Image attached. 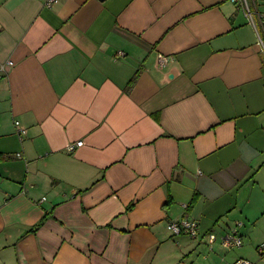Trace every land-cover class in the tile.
<instances>
[{
	"label": "crops",
	"instance_id": "obj_1",
	"mask_svg": "<svg viewBox=\"0 0 264 264\" xmlns=\"http://www.w3.org/2000/svg\"><path fill=\"white\" fill-rule=\"evenodd\" d=\"M47 3L0 0V63H12L0 80V264H264L255 13L232 0ZM185 220L198 238L168 230ZM236 229L241 247H220Z\"/></svg>",
	"mask_w": 264,
	"mask_h": 264
},
{
	"label": "built area",
	"instance_id": "obj_2",
	"mask_svg": "<svg viewBox=\"0 0 264 264\" xmlns=\"http://www.w3.org/2000/svg\"><path fill=\"white\" fill-rule=\"evenodd\" d=\"M54 0H48L47 5H49L51 2ZM232 2L236 3L238 7H240L246 17L251 20L252 15L255 13L260 28L256 30V36H257V42L258 46L262 49L264 52V11L263 12H258L255 10V12H251L250 8L247 6L246 0H232ZM167 57L165 56H160L158 59V65L159 67H162L163 65L166 64ZM12 63L10 61L0 63V80H2L5 75H6V69L7 67H10ZM16 133L21 136L22 134H25V130L22 129L19 126V123L15 122L14 123ZM82 145L81 141L73 142L67 145L66 151L67 153H72L75 148L79 147ZM17 157H21L20 154L16 155ZM168 230L173 234V235H179L181 233H185L186 235L196 238L197 233H198V224L194 220H185L181 221L178 223H170L168 225ZM216 240V237L214 235H209L208 237V242L209 244H212ZM240 244L239 238L236 234V231L233 230L231 233L225 235L224 237L221 238V245L223 249H233L235 247H238ZM259 252H262V248H259ZM233 264H251L249 261L243 260V259H237L236 261L233 262Z\"/></svg>",
	"mask_w": 264,
	"mask_h": 264
},
{
	"label": "trees",
	"instance_id": "obj_3",
	"mask_svg": "<svg viewBox=\"0 0 264 264\" xmlns=\"http://www.w3.org/2000/svg\"><path fill=\"white\" fill-rule=\"evenodd\" d=\"M236 231V234H237V236H238V238H239V241H240V244H239V246L238 247H235V248H239V247H241V245H242V236L240 235V233H239V231H238V229H236L235 230ZM214 235V233H209L208 234V236H207V238L209 237V235ZM215 236V235H214ZM225 235H223V236H221V237H219V240H220V243H221V238L222 237H224ZM190 237V236H189ZM216 237V236H215ZM191 239H192V237H190ZM196 238H198V233H197V237ZM217 238V237H216ZM195 239V238H194ZM221 245V244H220ZM222 246V245H221ZM259 248H262V252H259ZM256 251L259 253V254H262L263 253V245L262 244H260V245H258L257 246V248H256ZM252 264V263H251Z\"/></svg>",
	"mask_w": 264,
	"mask_h": 264
},
{
	"label": "rangeland",
	"instance_id": "obj_4",
	"mask_svg": "<svg viewBox=\"0 0 264 264\" xmlns=\"http://www.w3.org/2000/svg\"><path fill=\"white\" fill-rule=\"evenodd\" d=\"M262 8H263V10H264V5L262 6ZM221 236H223V235H221ZM221 236H219V237H221ZM218 237V238H219ZM220 245V244H219ZM208 246V245H207ZM211 247H213V245L211 246ZM220 247H222L221 245H220ZM225 250H228V249H225Z\"/></svg>",
	"mask_w": 264,
	"mask_h": 264
}]
</instances>
